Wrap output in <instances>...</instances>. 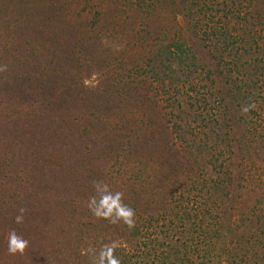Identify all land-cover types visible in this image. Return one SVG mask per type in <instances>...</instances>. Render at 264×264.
<instances>
[{
  "label": "trees",
  "instance_id": "obj_1",
  "mask_svg": "<svg viewBox=\"0 0 264 264\" xmlns=\"http://www.w3.org/2000/svg\"><path fill=\"white\" fill-rule=\"evenodd\" d=\"M3 2L0 197L16 194L15 216L27 210L17 234L32 241L9 255L0 236V264H89L79 245L72 252L70 239L58 245L43 232V219L60 224L62 198L94 195L83 185L105 174L135 210V227L90 212L85 220L115 235L122 264H264V176L258 195L235 197L251 194L246 166L264 154L255 148L264 130V0ZM37 53L44 73L22 88L25 58ZM84 127L100 138L88 153L77 145ZM108 157L113 174L101 170Z\"/></svg>",
  "mask_w": 264,
  "mask_h": 264
},
{
  "label": "rangeland",
  "instance_id": "obj_2",
  "mask_svg": "<svg viewBox=\"0 0 264 264\" xmlns=\"http://www.w3.org/2000/svg\"><path fill=\"white\" fill-rule=\"evenodd\" d=\"M74 2V5H76L77 7H83L84 4L87 2L88 4L91 2V0H72ZM0 8H7V4L5 2H3V0H0ZM5 42H8L7 39L4 36H0V46H2ZM25 62H26V68L23 70L26 71H21V77H24V83L22 88L26 87L27 84H30L31 86L36 85L38 82L37 78H40L41 75L44 73V70L42 69V56L40 53H37L36 56L32 55V57L30 56V58H25ZM30 79H32V81H30ZM95 79L91 77L90 81H94ZM87 83V81H86ZM95 99V98H94ZM98 99H95V102L93 103V106L90 107L91 109V114L92 116H96L97 111L96 108L97 106H99V103H97ZM109 106H103L102 107V113L108 110ZM41 109V105H39V110ZM74 114V118L76 117V119L80 120V116L78 114V111ZM264 117V113L262 115ZM94 120V119H93ZM264 128V123H259V126H262ZM87 131L90 135L87 134ZM75 132L80 136V140L77 143V145L79 146V150L83 148V153H88L87 151H89L91 144H95L99 142V139L97 137V135H92V131L88 129V127H84V128H77V130H75ZM264 132V130H258L257 133H259V135H256V138H260L263 139L264 138V134L262 133ZM260 139H257L256 143H255V148L256 150H260V152L264 153V146H262L260 143ZM249 145V144H248ZM253 145V144H252ZM251 145H249V150H250ZM110 160L109 163V167L105 168V166L103 165L101 168L102 171H108L107 174H113L118 170L114 167V162L112 160L111 157H108ZM262 158V162L258 163L259 165H262L264 167V154L261 155ZM250 161L252 162V160L250 159ZM241 164L243 165V161H241ZM259 165H248L246 166L248 170L247 173L251 174L250 177H247L246 180H244L242 182V186L244 184L248 183L251 185L252 188L251 189V194H249L247 192V195L242 194V191H237L235 197L237 198V200L239 199V193L243 196V197H247L248 200L251 199V195L254 197L256 195H258L260 193V191L258 189H256V185L260 184L259 183V179L261 177L264 176V168H262V166ZM250 167L252 168V170H250ZM121 171V170H120ZM205 174H208L209 172H211V168L209 169V167H207V170H204ZM203 172V173H204ZM206 177V175H205ZM42 178L43 181L47 178V176L42 174ZM42 181V182H43ZM98 181H103L106 182V174L104 175V177L102 179H99ZM66 183V182H64ZM88 187H86V186ZM84 189H88L91 188L93 189V185H88V184H84ZM61 189V186H60ZM62 190V189H61ZM94 190V189H93ZM240 190H243L242 188ZM8 192V191H7ZM245 192V190H244ZM60 193V190L58 188V192L57 194ZM70 198L67 197H63L62 201L63 203L60 204V207L62 206L64 211H61V213H63L62 217L59 218L60 220V224L56 223V222H52L48 219V217H44L43 221H44V226H42V231H49V229L52 230V232L50 234H52V238H54L57 242L56 244H60L61 245H66V243L64 244L63 241L66 240H71V245H70V250H72V252L76 249V247H78V249L80 250H85L87 249L89 246V243H93L95 240H99L98 243L100 244H105L106 242H111V240H114L115 235H113L111 238H109L108 234H104V233H98L100 232V230H105L102 228H98L97 226L93 227L92 229L90 228V226H88V222L85 220V218L88 216L89 210L86 207V202L88 200V198L90 196H92L91 194H89L88 192H85L84 194H82L80 197H77L76 194L74 192H69ZM56 194V195H57ZM18 197L16 196V194L11 190V193L9 194H4L3 196L0 197V220L4 221L6 219V222L3 225H0V236L2 238L7 237V233L11 230V229H15L16 232L18 230V226L19 224L14 223V207L16 206V199ZM264 203V201H263ZM58 207V205H56ZM23 207V205H22ZM25 208V207H23ZM264 208V207H263ZM27 211V210H26ZM51 211V210H50ZM59 212L57 209H55L53 212L51 213H56ZM46 218V219H45ZM67 221H70V223H74V227H76V223L81 221L84 222L82 223L83 226H85L86 228H82L81 232L78 233H74L71 232L69 230L68 225H67ZM18 225V226H17ZM47 225V226H46ZM50 227V228H49ZM20 228V227H19ZM78 229L80 228V226L77 227ZM75 231V230H74ZM24 235V234H23ZM70 235V237H69ZM25 236V235H24ZM25 239H27L29 241V244L31 245L32 239H29L27 237H24ZM34 246V245H33ZM122 246V245H121ZM36 247V246H35ZM86 247V248H84ZM65 248H68L67 246H65ZM32 249V247L30 248ZM140 258H144L143 256L137 254V259ZM136 259V260H137Z\"/></svg>",
  "mask_w": 264,
  "mask_h": 264
},
{
  "label": "clouds",
  "instance_id": "obj_3",
  "mask_svg": "<svg viewBox=\"0 0 264 264\" xmlns=\"http://www.w3.org/2000/svg\"><path fill=\"white\" fill-rule=\"evenodd\" d=\"M7 66L0 67L5 71ZM256 107L254 103L242 106L241 114L246 115ZM94 195L86 202V207L92 216L97 220H106L109 224H123L129 230L135 227V210L123 202L122 191H112L110 186L103 181H93ZM19 214L14 217V223L24 222L26 209L21 207ZM7 253L9 255L23 254L29 245V241L18 235L15 229L7 233ZM119 245L115 242L102 244L99 249L90 246L84 250L89 258V264H122L121 259L115 255Z\"/></svg>",
  "mask_w": 264,
  "mask_h": 264
}]
</instances>
